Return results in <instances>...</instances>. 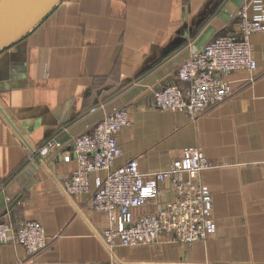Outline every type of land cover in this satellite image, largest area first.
Wrapping results in <instances>:
<instances>
[{
    "label": "crops",
    "instance_id": "crops-1",
    "mask_svg": "<svg viewBox=\"0 0 264 264\" xmlns=\"http://www.w3.org/2000/svg\"><path fill=\"white\" fill-rule=\"evenodd\" d=\"M246 1L61 0L0 51V219L37 220L48 235L33 254L2 243L0 264H264V32L249 36L256 69L223 75L232 92L222 102L195 117L152 105L153 90L185 84L176 78L185 58L236 31ZM118 107L131 122L116 132L113 166L136 158L142 171L161 170L194 144L215 163L199 177L214 221L205 239L166 234L110 249L106 216L88 203L103 172L88 174L86 191L63 188L77 166L73 138ZM47 139L60 146L34 155ZM156 209L150 198L130 216Z\"/></svg>",
    "mask_w": 264,
    "mask_h": 264
},
{
    "label": "built area",
    "instance_id": "built-area-1",
    "mask_svg": "<svg viewBox=\"0 0 264 264\" xmlns=\"http://www.w3.org/2000/svg\"><path fill=\"white\" fill-rule=\"evenodd\" d=\"M236 16V31L215 36L185 58L176 72V78L185 84L174 81L153 90L152 105L198 116L232 92L224 74L256 69L249 36L264 32V2L248 0ZM130 122L126 107H118L105 114L93 129L76 135L72 153L77 166L65 178L63 188L70 194L86 191L88 174L103 172L88 203L106 216L100 237L110 249L115 245L153 243L166 234L182 244L205 239L213 231L214 221L210 192L199 177L202 170L215 163L200 145L194 144L183 146L180 154L161 170L142 171L136 158L113 166L122 153L116 132ZM59 146L58 141L47 139L34 147L33 154L46 155ZM150 198L155 199L157 209L132 220L131 210ZM9 241H16L33 254L46 247L48 235L37 220H26L14 227L0 219V245Z\"/></svg>",
    "mask_w": 264,
    "mask_h": 264
},
{
    "label": "water",
    "instance_id": "water-1",
    "mask_svg": "<svg viewBox=\"0 0 264 264\" xmlns=\"http://www.w3.org/2000/svg\"><path fill=\"white\" fill-rule=\"evenodd\" d=\"M61 0H0V51L30 31Z\"/></svg>",
    "mask_w": 264,
    "mask_h": 264
},
{
    "label": "rangeland",
    "instance_id": "rangeland-1",
    "mask_svg": "<svg viewBox=\"0 0 264 264\" xmlns=\"http://www.w3.org/2000/svg\"><path fill=\"white\" fill-rule=\"evenodd\" d=\"M245 3H247V1H246ZM245 3H244V4H245ZM242 5H243V4H242ZM240 8H241V7H240ZM240 8H239V9H240ZM239 9H238V10H239ZM238 10H237V11H238ZM237 11H236L235 13H237ZM235 16H236V14H235ZM236 18H237V16H236Z\"/></svg>",
    "mask_w": 264,
    "mask_h": 264
},
{
    "label": "trees",
    "instance_id": "trees-1",
    "mask_svg": "<svg viewBox=\"0 0 264 264\" xmlns=\"http://www.w3.org/2000/svg\"><path fill=\"white\" fill-rule=\"evenodd\" d=\"M220 35V34H219Z\"/></svg>",
    "mask_w": 264,
    "mask_h": 264
}]
</instances>
